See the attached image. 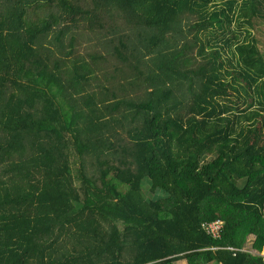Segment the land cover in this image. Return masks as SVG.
<instances>
[{"label":"trees","instance_id":"trees-1","mask_svg":"<svg viewBox=\"0 0 264 264\" xmlns=\"http://www.w3.org/2000/svg\"><path fill=\"white\" fill-rule=\"evenodd\" d=\"M262 7L0 0V264H264Z\"/></svg>","mask_w":264,"mask_h":264},{"label":"rangeland","instance_id":"rangeland-1","mask_svg":"<svg viewBox=\"0 0 264 264\" xmlns=\"http://www.w3.org/2000/svg\"><path fill=\"white\" fill-rule=\"evenodd\" d=\"M263 2V6H264V0H261ZM263 8V12L261 11V13H258L253 20L252 18V21H251V24H253L254 22V26H251L248 21H242L240 24L238 22H236L235 24H233V29L235 30V32L239 33L241 30H243V32H245V29L246 27H251L252 28V33L255 32L257 29L256 27L258 25H261L262 23H264V7ZM241 25V26H240ZM145 185L148 183V180H145ZM216 205H218L217 203L216 204H213L214 207H216ZM262 224V220L261 219H258V218H255L253 220V223L251 225V229H250V235H249V238H248V242L246 244V248L247 249H251V250H254L252 248V244H253V241L254 239L256 238V235L259 231V228ZM264 253V251H263Z\"/></svg>","mask_w":264,"mask_h":264},{"label":"built area","instance_id":"built-area-1","mask_svg":"<svg viewBox=\"0 0 264 264\" xmlns=\"http://www.w3.org/2000/svg\"><path fill=\"white\" fill-rule=\"evenodd\" d=\"M223 220L222 219H216L214 221L205 222L203 224V227L205 231L212 235L214 238H220L222 236V230H223Z\"/></svg>","mask_w":264,"mask_h":264},{"label":"crops","instance_id":"crops-1","mask_svg":"<svg viewBox=\"0 0 264 264\" xmlns=\"http://www.w3.org/2000/svg\"><path fill=\"white\" fill-rule=\"evenodd\" d=\"M260 31H258L256 34L259 47L262 50L264 54V24L259 26ZM175 264H188L187 259H180L179 261H176Z\"/></svg>","mask_w":264,"mask_h":264}]
</instances>
